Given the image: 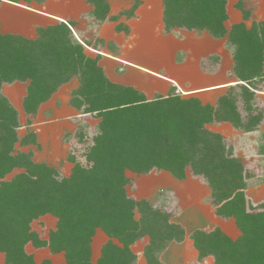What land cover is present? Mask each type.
<instances>
[{
	"label": "trees",
	"instance_id": "obj_1",
	"mask_svg": "<svg viewBox=\"0 0 264 264\" xmlns=\"http://www.w3.org/2000/svg\"><path fill=\"white\" fill-rule=\"evenodd\" d=\"M227 1L164 0L166 31L175 25L206 30L216 39L227 36L234 74L243 82L215 105L176 92L147 99L135 88L112 82L98 58L86 53L90 45L68 22L39 27L35 39L0 32V252L7 264H34L25 251L29 242L64 252L66 264H136L130 245L146 235L151 240L145 246V264H163L160 255L171 242L185 240V228L171 223L169 214L148 201H134L124 190L126 170L147 174L154 169L180 181L188 172L202 178L211 190L216 215L235 219L241 231L235 240L219 227L190 234L199 258L212 255L215 264H264V205L257 208L249 201L241 161L224 135L208 128L214 122H229L248 130L259 118L248 115L252 123L246 125L239 102L250 98L249 105H254L255 92L249 86L260 87L258 81L264 79V20L251 28L238 23L228 29ZM241 10L247 19L248 11ZM74 76L81 83L71 103L84 105L83 113L98 114L101 131L89 147L88 165L76 162L72 173L60 178L56 168L32 161L28 153H15L18 110L2 85L28 81L24 106L27 113H36ZM243 104L242 110L248 103ZM136 209L140 220L135 219ZM46 213L57 216L58 222L43 239L31 223ZM97 229L110 240L94 262L91 243Z\"/></svg>",
	"mask_w": 264,
	"mask_h": 264
},
{
	"label": "rangeland",
	"instance_id": "obj_2",
	"mask_svg": "<svg viewBox=\"0 0 264 264\" xmlns=\"http://www.w3.org/2000/svg\"><path fill=\"white\" fill-rule=\"evenodd\" d=\"M15 1L48 14L61 15L63 18H66L65 20L71 25L75 35L90 45L86 46V53L92 58H98V64L103 68L108 79L114 83L135 88L138 92L143 93L147 99L166 96L172 92L179 93L177 90L178 88L176 87V91H174L172 86L165 87L164 90H157L156 88L154 89L149 87H155L156 83L145 79L143 74L139 73L135 68L133 69V66L119 60L111 59L110 57H107L106 55L96 51H104L105 53L117 56L119 58L133 60L131 57V54L134 52L133 49H135L136 46L139 47V44L142 46L145 43L144 41H142V43L138 42L139 35H133L132 26L127 23L126 20L131 17L136 18V11L141 5H143L145 2L152 3L154 10H157L158 12V15L155 16L154 21H159L157 24L162 25L161 33L164 37L160 36V33L159 35L153 34L151 31L154 28H150V32L152 34V38L148 41L150 45L161 49V45L163 43L166 45L165 48L163 47L164 49L168 47L175 48L176 43L174 41H169L170 37L167 38V35L176 32V30L181 32L180 30L185 29L190 32H197L198 36L187 37L189 39L186 40V46L190 48L192 53H195V57L196 54L197 56L201 54H207L206 30H189L175 25L169 31L165 30L164 0H96L95 2H90L89 0ZM259 1L264 3V0ZM2 3L4 2L0 0V5ZM228 4L230 7L239 10L238 15L234 19L239 21V23H243L247 28H251L253 22H256V20L260 21L257 15H261L262 17L264 15V13H262L264 12L263 10L257 14L253 0H228L226 9ZM233 5L235 7H233ZM112 7L115 10H113ZM241 9L248 11L249 16L247 19L244 18L243 11ZM23 10H19L17 7L15 8L12 6H0V32L2 34L19 35L35 39L39 36V27L48 28L49 26L51 27L64 21L49 15H37L33 14L32 12L29 14V12H25ZM232 11L233 10L231 9V12ZM232 15L233 17L235 16V14ZM253 15H256L255 18ZM225 25L228 29H230L234 24H226L225 21ZM135 30L138 31V29ZM179 32H177L174 37L177 40L182 41V39H179L182 38V36H179ZM209 35L211 36V34ZM162 39L163 41H161ZM226 39L227 36L221 38L220 40L218 39V43L220 44L221 48L224 47L226 51L225 53L228 55V53L231 54V51L226 45ZM215 46L219 47V45ZM162 59L166 63L168 61L169 64H171L174 60L173 57ZM148 60L149 63H162V61L157 58ZM158 60L161 62H158ZM196 62L192 64L193 67L197 65L199 67L200 63V69L203 71L202 64L205 63L204 58H202L200 61L198 60L199 63ZM176 71L182 73L181 70ZM182 77L179 79L181 83L190 82L191 85H189V87L199 88L206 86L205 84H207V78L204 79V77L200 75V72H198L195 67L194 70H190V73L187 72ZM15 82L25 83L26 85V94L23 95V101L18 103V107L11 100V88L8 89V87ZM15 82H5L2 85L3 93L9 98V100L18 110L20 126L17 129L18 141L15 144V153H28L31 155L32 161L36 163L47 164L56 168L60 173V178L69 176L72 173L73 166L76 162H80L84 166H87L89 163L87 161L89 159L88 154L90 153L89 147L94 146L96 143V137L101 131L99 126L101 119L96 113H83V111L86 110L84 105L82 107H76L71 103L73 91H75L81 83L79 78L74 76L71 80H69V82L61 84V86L51 94L47 101L39 105L36 113H27L25 110L24 98L27 95L28 81ZM132 82H141L149 89L147 92H145L142 88L134 85ZM258 83H261L264 86V79H260ZM17 91L19 92L18 95L20 97V93H22V91ZM180 94L183 97L187 96L182 92H180ZM216 95L219 94L207 95V93H204L195 96L198 97L203 104H207L212 103L211 101H214L213 99L216 97ZM249 101H251V99L247 98L243 100V103H248L247 107H245L247 111H251L254 107H256L255 111L257 113L255 117L259 118L254 125H257L264 117V105H249ZM243 105L245 106V104ZM250 120V117H248L244 123L246 125L251 124L252 121ZM208 128L221 134H232L231 127L228 124L219 125L218 123H212L208 126ZM240 143L242 144V142ZM235 158L241 161L244 167L245 158L242 155L235 156ZM91 164L92 163H90V165ZM17 171V169L14 170L8 174L6 178L11 179ZM160 171L163 172L162 170L154 169L147 174H139L132 170H126L125 174L128 179L127 184L124 186L126 195L130 198H133L136 202L148 201L149 204L155 205V207H158L160 210L164 211V213L170 215L169 221L171 223H174L175 220L180 219L178 216L175 218V215L183 211L182 216L186 217L191 228L194 229L195 227L199 228L200 226L206 225L208 218L207 189L204 188L205 190H203V187L201 186H207L206 182L202 180V178L196 177L188 172V179L186 178L187 180L184 183L182 182L178 184V187L174 188L169 183L167 184V182H169L168 180H166V182L163 181L164 184H160L155 180L157 176L155 174H159L158 172ZM145 178H151V183L148 182V180H144ZM146 183L148 186L150 185L151 188L149 189H151L153 194L146 192L141 193L143 192L142 189L147 187ZM256 184L257 182H250L247 184L248 188H246H257ZM246 188L245 192H247ZM251 203L253 202L251 201ZM262 205H264V200H262V203H260L257 208H263ZM213 207L215 206L213 205ZM140 218L141 214L136 209L135 219L140 220ZM57 222V216L52 213H46L45 215H42L38 219L34 220L31 223V226L33 230L37 231L41 238L47 239L49 232L56 228ZM230 226H232V224H230ZM232 239L235 240L237 238ZM109 240V236L103 230H96L91 243V258L94 262L100 258L102 247ZM112 240L120 244L117 239L113 238ZM150 240V236L146 235L145 237L136 240L130 245L131 249L137 256L136 264L146 263L144 250L145 246ZM142 249L143 255L141 253ZM25 251L32 256L34 264H41L45 260H48L51 264H66L64 252H52L49 246L36 247L32 242H29L25 246ZM179 252H187L185 245L179 246ZM203 259L204 258H199L198 254L197 261L190 260L189 262H191V264H202ZM161 262L165 264L162 260ZM0 264H7L6 255L4 252H0Z\"/></svg>",
	"mask_w": 264,
	"mask_h": 264
},
{
	"label": "crops",
	"instance_id": "obj_3",
	"mask_svg": "<svg viewBox=\"0 0 264 264\" xmlns=\"http://www.w3.org/2000/svg\"><path fill=\"white\" fill-rule=\"evenodd\" d=\"M4 3H2L0 6H12V7H17L19 10L27 11L29 14L31 12L33 14H41L43 16L49 15L52 17H56L60 20H64L66 18H63L61 15H52L48 14L46 12L34 9L32 7H28L27 5L24 6V4L21 3H15L11 2L8 0H2ZM255 3V9L257 11V14L260 13V11H264V3L260 2L259 0H253ZM259 1V2H258ZM5 4V5H4ZM233 7H235L233 5ZM113 8V7H112ZM228 9V16L229 18L226 20V24H237L239 21L235 20L234 18L238 15L239 10L236 8H232L227 5ZM231 9L233 10L231 12ZM113 10H115L113 8ZM144 11V12H143ZM137 17L135 18H129L126 20L127 23H129L132 26V32L133 35L137 34L139 35V41L142 43L144 41V45L140 46L139 44L134 50L133 54H131V57L133 60H129L127 58H119L117 56L105 53L104 51H99L96 50L107 57H110L111 59L119 60L121 62H125L128 65L133 66V69L135 68L138 70L139 73L144 75L145 79L151 80L152 82H155L156 86H149L152 88H156L157 90L160 89H165V87H170L172 86L173 88H178V92H182L183 94H186L187 96H195V95H200L207 93V95H216V97L213 99L214 101H211L212 103H207L211 105H215L216 102L220 97H223L225 93H227L230 90L235 89L238 84L242 83L243 81L239 80V77H237L234 74L233 68H234V61L231 56V54L228 53V55L225 53L224 47L223 50L220 47V44L218 43V39L213 38L212 36L209 35L207 32V49L206 52L207 54H201L199 56L195 57V53L190 51V48L187 45V37H194L198 36L197 32L193 31H187L185 29L176 30V32H173L169 35H167V38H169V41H174L176 43L175 48L168 47L165 48V44L162 43L161 49L154 47L153 45L149 44V40L152 38V34H158L160 33V36L164 37L163 34L161 33L162 30V25L157 24L159 21H154L155 16L158 15L157 10H154L153 4L149 2H145L143 5H141L137 9ZM264 13V12H262ZM232 14H235L233 17ZM256 15H253L255 18ZM258 19L262 21L264 19L261 15H257ZM145 17V18H144ZM262 17V18H261ZM261 18V19H260ZM257 21V20H256ZM67 22V21H66ZM253 22V21H252ZM254 23V22H253ZM145 25V26H144ZM143 26V27H142ZM134 28V29H133ZM142 28V29H141ZM150 28L152 31L150 32ZM135 29H138L136 31ZM145 31V32H144ZM178 33L179 36H182L181 40H177L174 36ZM164 39V38H163ZM163 39L161 41H163ZM212 41V42H210ZM215 45H219V47H216ZM164 47V48H163ZM204 58L203 65V71L200 69V61L202 58ZM173 57V62L169 64L167 61L164 62L162 58H172ZM152 58H157L162 61V63H149L148 59ZM201 58V59H200ZM176 59V60H175ZM158 62H161L159 61ZM197 61V62H196ZM199 63V67L194 66L198 72H200V75L204 77V79L207 80L206 86H202L199 88H193L189 87L191 85L190 82L187 83H181L179 80L185 73H190V70H194L193 63ZM176 70H181L182 73L176 71ZM187 71V72H186ZM202 72V73H201ZM188 76V75H187ZM183 78V77H182ZM134 85L142 88L145 92L148 91V87H145L141 82H132ZM144 86V87H143ZM232 87H234L232 89ZM11 88L12 90V96L11 100L12 102L18 107V103H21L23 101V95H25V89L26 85L25 83L21 82H15L12 85L8 87V89ZM249 88L255 92V104L254 105H259L261 104L264 105V86L263 84H260V87L253 88L249 86ZM17 90H21L22 93H20L19 97V92ZM237 90V88H236ZM13 104V105H14ZM240 105V112H241V120L245 122L247 120V116L251 115L252 119L255 118L256 111L254 107L250 114H248L247 111L242 110L243 103L239 102ZM242 106V107H241ZM261 122L258 123L256 126L252 127L251 129H240L239 127H236L232 125V123L229 122H214L218 123L219 125L222 124H228L231 127V133L232 134H225L223 133L228 147L231 148L233 155L238 156L242 155L245 158V163H244V178L246 182V187L248 188V183L250 182H257L256 186L257 188H249L246 192V195L249 199V201H252L256 206L260 205L262 203V200H264V117ZM242 142V144L240 143ZM159 174H155L156 176V181L160 184H164L163 181L169 183L172 185L174 188L178 187V184L184 183L187 179L184 181L177 180L174 176H172L170 173L167 171L163 172H158ZM146 176V175H145ZM189 177V176H188ZM151 179V178H150ZM150 179H144L148 180V182L151 183ZM147 185V183H146ZM175 185V186H174ZM255 185V184H254ZM202 189L205 190L207 189V224L200 226L199 228L196 229H202L205 231H211L215 229L216 227H219L224 233H226L228 236L231 238H238L240 236V230L238 229L235 219L234 218H221L218 215H216L215 212V207L211 204V190L209 186H204L201 185ZM169 187V186H168ZM140 188V187H139ZM150 185L146 188H143L141 193H152ZM173 188V189H174ZM205 188V189H204ZM155 195V194H154ZM259 203V204H258ZM182 212L178 213L175 215L178 216L180 219L175 220L174 223L176 224H181L185 228L186 232V237L183 242H171V244L167 247V249L162 253L160 256V259L165 263V264H191V261H197L198 260V251L195 248L193 244V240L190 238V234L192 231L196 230L195 228H191V226L188 223V220L186 219L185 216H182ZM182 216V217H180ZM232 224V226H230ZM230 227V228H229ZM230 229V230H229ZM185 245L187 248V252H179V246ZM142 255H143V249H142ZM163 258V259H162ZM215 264L214 257L212 255L207 256L203 259L202 264Z\"/></svg>",
	"mask_w": 264,
	"mask_h": 264
},
{
	"label": "bare ground",
	"instance_id": "obj_4",
	"mask_svg": "<svg viewBox=\"0 0 264 264\" xmlns=\"http://www.w3.org/2000/svg\"><path fill=\"white\" fill-rule=\"evenodd\" d=\"M17 3V2H16ZM24 6H26V5H24Z\"/></svg>",
	"mask_w": 264,
	"mask_h": 264
}]
</instances>
